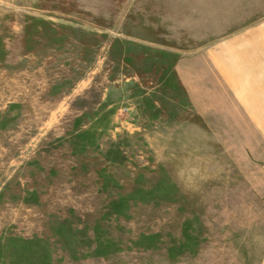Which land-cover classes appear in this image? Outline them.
I'll list each match as a JSON object with an SVG mask.
<instances>
[{
	"label": "rangeland",
	"instance_id": "rangeland-1",
	"mask_svg": "<svg viewBox=\"0 0 264 264\" xmlns=\"http://www.w3.org/2000/svg\"><path fill=\"white\" fill-rule=\"evenodd\" d=\"M0 264H264V0H0Z\"/></svg>",
	"mask_w": 264,
	"mask_h": 264
}]
</instances>
